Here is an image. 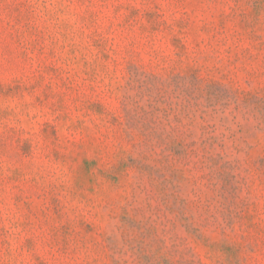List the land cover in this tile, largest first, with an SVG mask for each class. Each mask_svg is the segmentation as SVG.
<instances>
[{"label":"rangeland","instance_id":"rangeland-1","mask_svg":"<svg viewBox=\"0 0 264 264\" xmlns=\"http://www.w3.org/2000/svg\"><path fill=\"white\" fill-rule=\"evenodd\" d=\"M0 264H264V0H0Z\"/></svg>","mask_w":264,"mask_h":264}]
</instances>
